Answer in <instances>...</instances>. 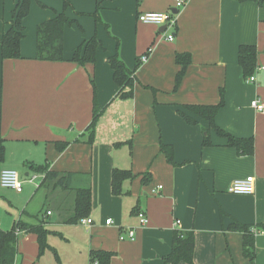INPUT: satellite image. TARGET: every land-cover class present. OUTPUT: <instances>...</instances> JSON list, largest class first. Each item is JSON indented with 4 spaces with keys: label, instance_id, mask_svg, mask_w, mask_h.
Segmentation results:
<instances>
[{
    "label": "crops",
    "instance_id": "0c3cea01",
    "mask_svg": "<svg viewBox=\"0 0 264 264\" xmlns=\"http://www.w3.org/2000/svg\"><path fill=\"white\" fill-rule=\"evenodd\" d=\"M19 1L0 0V42ZM174 1L70 0L67 15L78 24L65 28V60L47 61L36 59L37 27L62 12L64 0H32L21 57L3 59L0 46V138L5 145L0 171L17 169L25 180L20 193L0 185L1 230H11L20 220L43 225L52 231L48 242L62 264H89L95 249L114 251L111 264H166L176 229L194 231V264H264V232L256 234L252 262L243 254L242 233L228 229L234 221L264 222V111L251 105L253 99L264 103V4L189 0L177 14L173 41L166 39L171 31L166 25L138 20L142 12L172 11ZM98 3L111 33L90 15ZM95 34L100 39L96 62L72 61L76 47ZM242 44L258 49L260 68L253 82L245 79L239 63ZM118 45L132 70L151 49L135 72L134 97L129 99L117 96L109 63ZM183 52L191 54L192 63L175 90L181 68L176 54ZM92 80L105 111L91 145L83 132L93 116ZM222 96L216 122L236 136L253 137L254 155H239L213 130V145L203 146L207 121L196 117L199 122L189 124L180 114H191L188 104H217ZM130 139L132 146L115 145ZM63 141L70 143L60 151L58 142ZM162 142L174 147V163L161 151ZM45 163L54 174L30 182L35 167ZM115 168L137 175L125 182L127 194H112ZM146 172L152 181L143 185L141 174ZM250 175L255 177L254 193L229 191L236 179ZM82 187L92 189L88 218L93 222L67 223L76 189ZM137 205L147 213L144 226L132 213ZM109 218L111 224L106 223ZM127 228H135L136 236L121 240ZM55 238L65 245L54 244ZM46 251L51 255L39 256L37 234L21 232L15 264H60L52 250Z\"/></svg>",
    "mask_w": 264,
    "mask_h": 264
},
{
    "label": "trees",
    "instance_id": "16d2710c",
    "mask_svg": "<svg viewBox=\"0 0 264 264\" xmlns=\"http://www.w3.org/2000/svg\"><path fill=\"white\" fill-rule=\"evenodd\" d=\"M246 1V0H241ZM257 1L259 4H264V0ZM32 0H20L13 11L12 21L9 28L4 32L0 46L1 56L5 58H20L21 57V42L25 37L24 34V19L30 13V6ZM72 6L70 0H64V10L56 13V16L43 21L37 27V50L36 59L47 61H63L64 55V31L67 26L78 24V20L67 15V9ZM84 14V13H80ZM97 24H104L108 33L110 32L109 25L103 21L100 15V4H97L96 11L92 14ZM100 46V39L95 34L88 40L83 41L76 47L71 57V60L79 65H86L88 63L96 62V53ZM151 49L144 53L150 56ZM140 56L137 60L136 67L132 70L122 60L119 55V45L117 53L109 57V63L114 70V81L119 87L118 97L122 99H129L134 97L135 86V72L143 61ZM176 62L180 65V70L176 74L175 90H177L182 82V79L187 71L188 66L192 63V56L189 52L177 53ZM239 63L243 69L245 79L255 74L258 67V49L253 44H242L239 47ZM93 93V116L90 124L87 126L83 134L87 135L86 142L93 144L96 136V127L100 117L105 111V107H101L97 100V89L94 80ZM153 89V88H152ZM155 91V89H153ZM224 105V98L222 96L221 102L217 104H188L185 107L191 112H180L184 120L189 124H197L199 121L196 117L201 118L208 123V127L204 128L206 131L203 146H212L210 131L213 130L219 137L226 139V145L237 150L239 155L252 156L255 153V140L253 137H239L236 136L216 122V116ZM59 150H64L69 141L58 142ZM132 146V140L126 142H118L115 145L122 144ZM161 151L165 153L169 162L174 163V147L169 144L161 143ZM5 145L4 140L0 138V164L4 161ZM47 163L37 165L35 167L36 173H44L46 180L54 173L49 170ZM137 175L131 169L115 168L112 172L111 191L113 195L120 196L127 194L124 184L127 180H132ZM142 184L148 185L152 181L150 172L141 174ZM141 208L137 205L133 208L132 213L137 214ZM92 212V189L90 187H82L76 189L74 211L69 215L65 222L73 224L79 223L83 218L90 217ZM231 231L242 233L243 236V254L254 262L256 257L255 237L257 233L264 232V222L256 225L244 224L239 221H234L228 227ZM32 232L37 234L39 242V256H42L46 250L50 249L54 253L55 259L62 264L60 255L57 249L48 242V235L50 230L43 225H31L22 220L16 222L11 230L0 229V264H15L16 256L18 254V239L21 232ZM194 250H195V233L194 231H184L176 229L173 235L172 250L165 255L164 262L170 264H180L187 262L194 264ZM114 251L95 249L90 253V260H97L98 264H111L112 258L115 256Z\"/></svg>",
    "mask_w": 264,
    "mask_h": 264
},
{
    "label": "built area",
    "instance_id": "2783aa9c",
    "mask_svg": "<svg viewBox=\"0 0 264 264\" xmlns=\"http://www.w3.org/2000/svg\"><path fill=\"white\" fill-rule=\"evenodd\" d=\"M189 0H175L174 9L181 10L185 7ZM138 20L144 24H156V25H166V28L171 31L167 33L166 39L173 41L176 35L177 28V14L172 11L169 12H142L138 15ZM149 56L143 55L141 57L142 61H146ZM260 67H257L259 69ZM247 81H255V74L248 77ZM252 107L259 111H264V103L259 99H253L251 101ZM44 173H34L28 177L30 182H36V179L44 178ZM25 180L21 177L19 171L14 168H3L0 171V185L4 188L14 189L16 192L20 193L24 189ZM39 186V184H37ZM161 187V186H160ZM229 191L235 194H252L255 192V177L250 175L246 178L236 179L229 188ZM50 213V212H49ZM139 225L144 226L148 223V216L145 210H140L136 214ZM93 220L91 218L82 219L81 223L90 225ZM107 224L112 223V219H106ZM179 223V221H178ZM136 236L135 228H127L124 232H121L120 239H134ZM89 264H98L97 260H90Z\"/></svg>",
    "mask_w": 264,
    "mask_h": 264
},
{
    "label": "rangeland",
    "instance_id": "374dc122",
    "mask_svg": "<svg viewBox=\"0 0 264 264\" xmlns=\"http://www.w3.org/2000/svg\"><path fill=\"white\" fill-rule=\"evenodd\" d=\"M91 17H93L92 15H91ZM125 149H127V148H125ZM124 151V150H123ZM119 153H122V152H119ZM52 242L55 244L56 242L61 246V244H63V245H65V243L64 242H61V240L59 239V238H55V239H53L52 240ZM56 246V245H55ZM67 247H70V246H68L67 245ZM46 252V255H48V256H50L51 255V253H50V251H45ZM44 255V254H43ZM47 256V257H48ZM45 262H46V260H45ZM53 264H56V263H53Z\"/></svg>",
    "mask_w": 264,
    "mask_h": 264
},
{
    "label": "water",
    "instance_id": "95a60500",
    "mask_svg": "<svg viewBox=\"0 0 264 264\" xmlns=\"http://www.w3.org/2000/svg\"><path fill=\"white\" fill-rule=\"evenodd\" d=\"M172 12L178 14L179 10L178 9H172Z\"/></svg>",
    "mask_w": 264,
    "mask_h": 264
}]
</instances>
